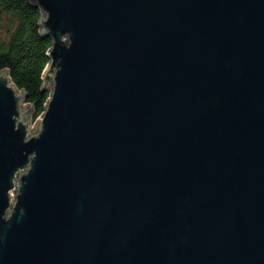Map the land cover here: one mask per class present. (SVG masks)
I'll use <instances>...</instances> for the list:
<instances>
[{"label":"water","instance_id":"95a60500","mask_svg":"<svg viewBox=\"0 0 264 264\" xmlns=\"http://www.w3.org/2000/svg\"><path fill=\"white\" fill-rule=\"evenodd\" d=\"M30 1L49 96L31 129L0 70V264H264V0Z\"/></svg>","mask_w":264,"mask_h":264},{"label":"trees","instance_id":"16d2710c","mask_svg":"<svg viewBox=\"0 0 264 264\" xmlns=\"http://www.w3.org/2000/svg\"><path fill=\"white\" fill-rule=\"evenodd\" d=\"M40 10L30 0H0V70L7 69L12 83L26 93L37 117L49 91L42 89V71L52 40L40 33Z\"/></svg>","mask_w":264,"mask_h":264},{"label":"rangeland","instance_id":"374dc122","mask_svg":"<svg viewBox=\"0 0 264 264\" xmlns=\"http://www.w3.org/2000/svg\"><path fill=\"white\" fill-rule=\"evenodd\" d=\"M43 72V71H42ZM26 103H22V105H24ZM38 119V116L37 117H33V122L31 123V129H34V123L35 121Z\"/></svg>","mask_w":264,"mask_h":264}]
</instances>
